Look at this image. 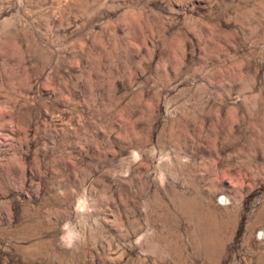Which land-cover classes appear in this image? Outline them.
I'll return each mask as SVG.
<instances>
[{
  "label": "rangeland",
  "instance_id": "rangeland-1",
  "mask_svg": "<svg viewBox=\"0 0 264 264\" xmlns=\"http://www.w3.org/2000/svg\"><path fill=\"white\" fill-rule=\"evenodd\" d=\"M0 264H264V0H0Z\"/></svg>",
  "mask_w": 264,
  "mask_h": 264
}]
</instances>
